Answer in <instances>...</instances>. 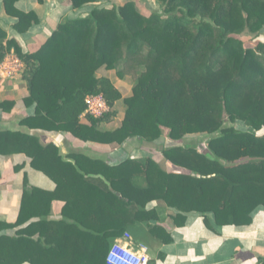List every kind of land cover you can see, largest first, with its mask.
<instances>
[{"label":"trees","instance_id":"1","mask_svg":"<svg viewBox=\"0 0 264 264\" xmlns=\"http://www.w3.org/2000/svg\"><path fill=\"white\" fill-rule=\"evenodd\" d=\"M19 1L3 5L25 34L40 20L19 10ZM69 1L74 9L95 7L87 17L61 22L35 53H23L0 28V63L12 50L24 61V102L35 106L21 125L110 147L140 140L155 149L166 138L172 145L161 153L172 171L152 156L117 165L81 153L64 157L36 135L0 132V154L26 155L55 184L49 191L25 177L18 220L0 221V232L28 227L0 235V264H107L126 233L136 247L170 244L154 203L174 211L180 227L190 214L213 231L250 226L254 212L264 210V0H158L162 12L149 16L133 0L120 7L110 0ZM103 68L119 80L133 77L132 95L124 98L112 77L99 76ZM99 94L110 112L82 120L86 97ZM120 101L126 105L121 125L101 129ZM14 105L5 101L0 108ZM196 135L210 136L207 150L179 144ZM57 203L61 212L53 219Z\"/></svg>","mask_w":264,"mask_h":264},{"label":"crops","instance_id":"2","mask_svg":"<svg viewBox=\"0 0 264 264\" xmlns=\"http://www.w3.org/2000/svg\"><path fill=\"white\" fill-rule=\"evenodd\" d=\"M16 7L26 13L34 11L40 22L27 33H18L15 30L17 20L6 14L3 0H0V28L7 33L9 40L14 39L18 43L23 53L31 54L41 48L61 22L87 17L95 6L87 5L81 9H74L69 0H46L43 3L38 0H21ZM114 84L119 87L116 80ZM28 95L27 82L22 77L14 80L0 79V103L5 101L15 103L14 107L8 106L7 110L0 108V132L12 131L36 135L43 144L57 145L64 157L73 153H81L91 158L102 159L111 165H117L132 155L138 154L139 151L146 150L149 156L159 160L164 169L172 171V165L162 156V147H159L158 151L155 150L156 148H145L140 140H136L137 144L129 140L123 146L118 147L99 146L82 142L68 133L31 130L21 125L24 118L35 114V106L26 107L24 102ZM82 120L85 119L82 118ZM118 127H110L107 130H114ZM163 141L160 140V142ZM30 164L31 160L24 154H0L1 222L8 224L17 222L26 176L31 186L49 191L55 189V184L42 173L34 171ZM17 167H21L20 171H16ZM154 207L158 209L163 221L162 225L171 233L173 242L166 245L152 243L150 264H257L260 259H264V210L262 208L254 212L253 223L250 226L216 227V231H213L205 225L204 218L198 214H190L186 224L180 227L172 220L174 211L160 203L150 205V208ZM60 212L61 204L57 203L53 207L52 218H59ZM32 221L37 222L38 220ZM26 227L28 224L17 229H5L0 232V235L16 236L17 231ZM38 237V233L33 236L34 239ZM121 239V243L138 250L131 240Z\"/></svg>","mask_w":264,"mask_h":264},{"label":"built area","instance_id":"3","mask_svg":"<svg viewBox=\"0 0 264 264\" xmlns=\"http://www.w3.org/2000/svg\"><path fill=\"white\" fill-rule=\"evenodd\" d=\"M26 65L24 61L16 54L14 50L6 54L4 60L0 63V79L14 80L22 77ZM86 110L82 116L87 115L94 118H101L110 112V107L102 94L89 95L85 99ZM129 234H125L121 240H130ZM150 249L145 245H139L138 250L132 249L129 245L123 244L117 240L111 247L107 264H150Z\"/></svg>","mask_w":264,"mask_h":264},{"label":"rangeland","instance_id":"4","mask_svg":"<svg viewBox=\"0 0 264 264\" xmlns=\"http://www.w3.org/2000/svg\"><path fill=\"white\" fill-rule=\"evenodd\" d=\"M128 1L130 0H110L112 4L118 5V7H120V4L124 5ZM133 1L136 2L138 9L146 16H149L153 12H156V11L162 12V5L158 0H133ZM240 38H242L247 43L248 46L250 47L255 46V40H250L247 37H240ZM263 38H264V32L261 34V39L263 40ZM98 75L112 77L114 81L116 80L118 82V86H119L118 88H120L121 92L123 93L124 98L132 95V89L135 85L133 77L128 76V77H125V79L123 80H119L113 77L114 76L113 72L111 73L110 71H107L104 68L98 72ZM114 110H115L116 115L113 118V120L110 123H102L100 125L101 129L107 130L110 127L115 128L121 125L125 117L126 105L124 104L123 101H120L119 104L115 105ZM110 124L112 125L109 126ZM226 125L230 126V123L227 122ZM262 134H264V130H262L259 133V135H262ZM209 139H210V136L208 135H196V136L187 137L186 139L181 141L179 144L184 145V146L185 145L196 146L199 150L205 151L207 150V142L209 141ZM163 140H164L163 142H159L156 145V151L159 150V147H162L164 149V146L172 145V143L166 140V138H164ZM133 143L137 144V141L133 140ZM146 156H149V154L147 153L146 150H142V151H139L138 154L132 155V157L130 158H142Z\"/></svg>","mask_w":264,"mask_h":264},{"label":"water","instance_id":"5","mask_svg":"<svg viewBox=\"0 0 264 264\" xmlns=\"http://www.w3.org/2000/svg\"><path fill=\"white\" fill-rule=\"evenodd\" d=\"M163 149V148H162Z\"/></svg>","mask_w":264,"mask_h":264}]
</instances>
